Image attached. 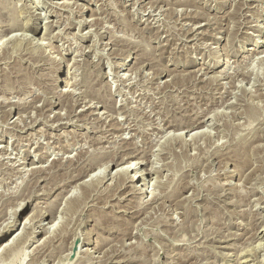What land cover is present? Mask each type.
Wrapping results in <instances>:
<instances>
[{
  "label": "rangeland",
  "instance_id": "374dc122",
  "mask_svg": "<svg viewBox=\"0 0 264 264\" xmlns=\"http://www.w3.org/2000/svg\"><path fill=\"white\" fill-rule=\"evenodd\" d=\"M63 1L0 0L66 58L0 50V264H264V0Z\"/></svg>",
  "mask_w": 264,
  "mask_h": 264
},
{
  "label": "bare ground",
  "instance_id": "6f19581e",
  "mask_svg": "<svg viewBox=\"0 0 264 264\" xmlns=\"http://www.w3.org/2000/svg\"><path fill=\"white\" fill-rule=\"evenodd\" d=\"M46 1V0H45ZM34 6H37L38 7V5H40V0H34ZM52 3V2H51ZM70 3V2H69ZM72 3V2H71ZM53 4V3H52ZM57 4V3H56ZM60 4H63V5H67L68 6V1H66V0H64L62 3H60ZM60 4H58V6L60 5ZM74 5V4H73ZM56 6V5H55ZM71 6V5H70ZM60 7V6H59ZM58 7V8H59ZM69 7V6H68ZM67 8V7H66ZM9 12H10V10L7 8V7H1L0 8V50H3V54H4V56H7L8 55V51H9V49H10V47H11V44L12 45H19L20 43V46L22 47L23 45H25V46H27V47H30L33 51H36V52H38L39 53V55H37V56H39L40 58H42V60L43 59H48L51 63H53L56 67H61V65L63 66V62H65L66 61V58L62 55V58H59L58 59V56H55L56 55V53H52V52H50V51H48V48H46V46H45V44H43L41 41H45V38H46V34L42 37V38H40V40H37V33H38V31H39V28H37V27H34L33 25H31V24H29L30 22H27V24H23L24 22H19L18 20H15V18L13 17V16H11V17H13L14 18V20L10 17V14H9ZM90 13H92V14H95V13H93V11L92 12H90ZM9 14V15H8ZM9 16V17H8ZM16 17V16H15ZM91 17V16H90ZM19 18V17H18ZM95 18V17H94ZM97 19V18H96ZM28 21V20H27ZM92 22V21H91ZM32 23V22H31ZM55 26V25H54ZM260 27V26H259ZM53 28V27H52ZM51 28V29H52ZM46 29H50V28H46ZM261 29V28H260ZM10 31H18L19 32V34H16V35H13L14 33H12V34H7V33H9ZM50 31V30H49ZM261 31V30H260ZM260 31H258V32H260ZM29 32H32V33H34V37H30L29 36ZM51 33V32H50ZM63 33V32H62ZM69 34V33H68ZM54 37V36H53ZM62 38V37H61ZM257 43H258V41H257ZM256 42H255V44H257ZM254 44V43H253ZM19 46V47H20ZM51 47H53L54 48V50H57V53H58V49H57V47H55V46H51ZM256 49V48H255ZM246 51H254V49H251V50H246ZM258 51V50H257ZM254 53V52H253ZM252 53V54H253ZM257 53V52H256ZM60 55V54H59ZM264 55V54H263ZM21 56V55H20ZM45 57V58H44ZM247 57V56H246ZM244 58V60L243 61H245L246 62V59L247 58ZM39 58V59H40ZM259 59V58H258ZM263 59V58H262ZM38 60V59H37ZM41 60V61H42ZM39 62V61H38ZM74 62V61H73ZM264 62V61H263ZM66 63V62H65ZM218 63V62H217ZM71 65V64H70ZM62 70V68H60V71ZM57 71V70H56ZM58 71H59V69H58ZM208 71H209V69H208ZM204 72V71H203ZM207 72V71H206ZM69 73V72H68ZM56 74H58L57 72H56ZM206 74V73H205ZM248 78V77H247ZM61 81H63V80H61V79H58L57 81H56V85H57V88H59V87H61ZM65 81V83L66 84H68V83H70V82H68V80H64ZM70 81V80H69ZM72 85V84H71ZM69 94V93H68ZM34 102V101H33ZM34 105V104H33ZM49 106V105H48ZM39 107V106H38ZM50 108V107H49ZM36 109V108H35ZM90 109V108H89ZM93 114V113H92ZM198 121V120H197ZM205 123V121H200L199 123H197L198 124V126L199 125H203ZM170 126V125H169ZM172 128V127H171ZM175 128V127H174ZM187 130V129H186ZM199 132V134H200V131H198ZM191 133V132H190ZM193 134V133H192ZM192 134H190V136H192V137H194V136H197V131H196V133H194L193 135ZM198 134V135H199ZM178 135V134H177ZM205 135V134H204ZM180 137V136H179ZM183 137V136H182ZM182 137H180V138H182ZM202 137V136H201ZM176 139H177V137H176ZM261 139V138H260ZM174 140V139H173ZM182 140V139H181ZM172 142V141H171ZM184 142V141H183ZM261 142V141H260ZM184 146V145H183ZM182 146V147H183ZM173 147V146H172ZM171 147V148H172ZM181 147V148H182ZM173 149V148H172ZM256 149V148H255ZM259 152V151H258ZM137 155V154H136ZM136 158L137 157H128L127 159H124L123 158V160H122V162L121 163H116L117 165H115L114 167H117V170L115 171V173H114V178H116V177H118V178H120L119 180H121V177H122V181H123V179L124 180H126L127 182H128V184L130 185V184H134L136 187H134V186H130L131 188H132V191H134L135 193H138V192H140V194H143L142 193V190H139V188L138 187H140L139 185H136V184H138V183H143V182H145L144 183V185L143 186H145L146 185V181H148V178H150V176H152V171L150 172V170L148 171L146 168H145V165L143 164V163H139V162H137L138 161V159H137V161H136ZM135 159V160H134ZM129 160H132V161H130L129 162ZM121 161V160H120ZM108 164V163H107ZM111 166V165H110ZM107 168V167H106ZM106 168H104L103 169V167H101L100 168V172L98 173L97 172V174H92L90 177H91V180L93 181V183H94V180L95 179H100V175L102 174V172H105L106 171ZM110 168V167H109ZM91 169V168H90ZM111 169V168H110ZM88 170V169H87ZM99 171V170H98ZM113 174V173H112ZM100 176V177H99ZM89 177V178H90ZM105 177V176H104ZM110 177V176H109ZM102 178V177H101ZM113 178V177H112ZM113 178V179H114ZM81 180V179H80ZM100 180H102V179H100ZM107 180V179H106ZM116 181V180H115ZM85 182V181H84ZM120 182V181H119ZM93 183H89V184H86V189H85V191L87 190L88 192L89 191H91V186H92V184ZM123 183V182H122ZM117 184V183H116ZM125 184H126V182H125ZM120 186V185H119ZM125 186V185H124ZM142 186V187H143ZM182 186V185H181ZM186 186H187V184H186ZM141 187V188H142ZM120 188V187H119ZM144 189V188H143ZM180 190V189H179ZM91 193H92V191H91ZM91 193L89 192V195H91ZM145 193V192H144ZM87 194V193H86ZM127 194V193H126ZM131 194V193H130ZM61 195V194H60ZM182 195V194H181ZM181 197V196H180ZM184 198V197H183ZM173 199V198H172ZM178 200V199H177ZM179 201V200H178ZM183 201V200H182ZM176 203H177V201H176ZM183 204V203H182ZM53 206V205H52ZM181 207V206H180ZM56 209V208H55ZM34 215V214H33ZM42 216V215H41ZM44 217V216H43ZM41 218V217H40ZM53 218H54V213L53 212H51V210H50V212H49V214L47 215V216H45L44 217V219H43V221L45 222V221H49V220H53ZM34 219L35 218H32V216H28L27 218H26V222H25V224H24V232L25 231H27V229H28V225H30V223H28V222H34ZM42 222V221H41ZM12 228H11V230L13 229V226H11ZM36 227V226H35ZM35 227H33V232L31 233V234H29V235H31L32 237L35 235V233H36V229H35ZM41 228V227H40ZM32 229V228H31ZM35 229V230H34ZM45 228H42V230L40 231V233H45V230H44ZM11 230H9L8 232H6L4 235H2L1 237H0V240L2 239V238H4L5 236H7L9 233H10V231ZM29 233V232H28ZM22 234V233H21ZM22 235H24V234H22ZM22 235H18L15 239H13V241H11V242H8V243H6V244H4V245H2V247H1V249L0 250H2V252H1V254L2 253H9V252H15L16 250H15V246L17 245V244H19L18 242L19 241H21L22 239V237L20 238V236H22ZM28 235V234H27ZM27 235H26V237H27ZM30 237V236H29ZM28 237V238H29ZM260 238V237H259ZM264 238V237H263ZM261 241V240H260ZM256 243V242H255ZM21 244V243H20ZM19 244V245H20ZM18 245V246H19ZM22 245V244H21ZM260 244H258V246H259ZM261 245H262V243H261ZM17 247V246H16ZM263 247V246H262ZM16 249H18V248H16ZM16 253V252H15ZM247 260H244V262H242V263H244V264H249L250 262H248V261H250V260H248L247 262H246Z\"/></svg>",
  "mask_w": 264,
  "mask_h": 264
}]
</instances>
